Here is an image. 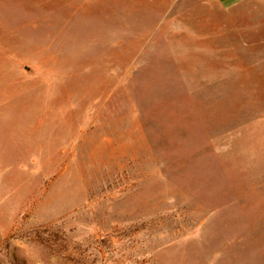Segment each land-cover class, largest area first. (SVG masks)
<instances>
[{"label":"rangeland","instance_id":"1","mask_svg":"<svg viewBox=\"0 0 264 264\" xmlns=\"http://www.w3.org/2000/svg\"><path fill=\"white\" fill-rule=\"evenodd\" d=\"M0 264H264V0H0Z\"/></svg>","mask_w":264,"mask_h":264}]
</instances>
